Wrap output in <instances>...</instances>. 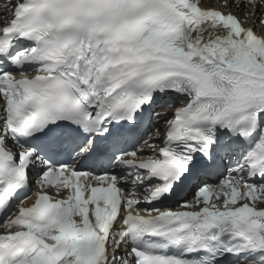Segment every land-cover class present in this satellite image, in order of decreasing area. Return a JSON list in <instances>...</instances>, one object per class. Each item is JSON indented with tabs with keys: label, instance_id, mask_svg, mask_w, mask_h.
Segmentation results:
<instances>
[{
	"label": "snow or ice",
	"instance_id": "snow-or-ice-1",
	"mask_svg": "<svg viewBox=\"0 0 264 264\" xmlns=\"http://www.w3.org/2000/svg\"><path fill=\"white\" fill-rule=\"evenodd\" d=\"M0 264H264V0H0Z\"/></svg>",
	"mask_w": 264,
	"mask_h": 264
}]
</instances>
